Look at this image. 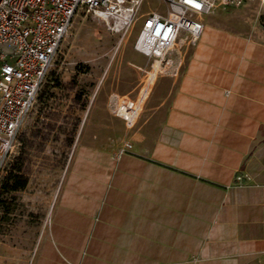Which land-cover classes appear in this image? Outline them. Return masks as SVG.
Listing matches in <instances>:
<instances>
[{
    "label": "crops",
    "instance_id": "obj_1",
    "mask_svg": "<svg viewBox=\"0 0 264 264\" xmlns=\"http://www.w3.org/2000/svg\"><path fill=\"white\" fill-rule=\"evenodd\" d=\"M262 14L250 2L205 14L133 127L110 117L81 135L31 264H264Z\"/></svg>",
    "mask_w": 264,
    "mask_h": 264
},
{
    "label": "rangeland",
    "instance_id": "obj_2",
    "mask_svg": "<svg viewBox=\"0 0 264 264\" xmlns=\"http://www.w3.org/2000/svg\"><path fill=\"white\" fill-rule=\"evenodd\" d=\"M259 7L264 21V6ZM149 10L166 15L168 7L161 0H144L134 23L123 34L111 33L85 10L74 15L0 173V264H31L78 139L83 133L100 131L110 117L119 118L111 110V98L134 97L126 93V86L137 75L138 92L148 85L137 118L157 75L179 74L191 44L183 33L166 55L173 64L152 79L147 71L152 69L153 60L146 57L145 63L137 61L140 54L133 43L140 16ZM56 79L59 84L48 90L49 101L41 104L40 93ZM111 133L114 138L118 136V128ZM9 173L20 175L24 187L2 190Z\"/></svg>",
    "mask_w": 264,
    "mask_h": 264
},
{
    "label": "built area",
    "instance_id": "obj_3",
    "mask_svg": "<svg viewBox=\"0 0 264 264\" xmlns=\"http://www.w3.org/2000/svg\"><path fill=\"white\" fill-rule=\"evenodd\" d=\"M144 0H0V173L15 138L32 111L37 94L68 33L74 15L85 10L113 34H123L134 23ZM166 15L149 10L140 16L133 49L152 59L149 79L173 64L166 55L181 33L195 41L203 31L201 17L217 8L244 2L264 6V0H161ZM148 86V85H147ZM113 96L112 112L132 127L147 91ZM132 147L128 141L122 154Z\"/></svg>",
    "mask_w": 264,
    "mask_h": 264
},
{
    "label": "trees",
    "instance_id": "obj_4",
    "mask_svg": "<svg viewBox=\"0 0 264 264\" xmlns=\"http://www.w3.org/2000/svg\"><path fill=\"white\" fill-rule=\"evenodd\" d=\"M55 80V79H54ZM57 79H56V83H52L51 86L49 87H46V89L44 91H42L38 97V101L41 103V104H44L49 101V95H48V92L50 91V87H54L56 86L57 84ZM49 90V91H48ZM47 105V104H46ZM20 175L18 174H12V173H9L4 182L2 183V190L4 191H7V190H17V189H21L24 187L25 185V180H20L22 177H19ZM23 179V178H22ZM12 181V184H10L9 182Z\"/></svg>",
    "mask_w": 264,
    "mask_h": 264
}]
</instances>
